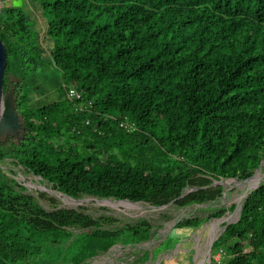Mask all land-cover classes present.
Segmentation results:
<instances>
[{"label":"trees","instance_id":"1","mask_svg":"<svg viewBox=\"0 0 264 264\" xmlns=\"http://www.w3.org/2000/svg\"><path fill=\"white\" fill-rule=\"evenodd\" d=\"M31 1L44 12L64 87L57 103L31 106L22 77L38 72L47 51L31 18L3 7L4 92L16 87L26 133L0 140V166H22L77 200L157 208L212 204L224 196L215 182L253 176L264 159V0ZM70 89L82 100H67ZM25 191L0 168V264H87L156 236L148 220L119 227L112 217L48 212ZM235 209L220 207L212 218ZM236 216L212 224L207 246ZM203 224L177 223L156 253ZM151 254L139 249L136 264ZM212 264H264V183L215 243Z\"/></svg>","mask_w":264,"mask_h":264},{"label":"rangeland","instance_id":"2","mask_svg":"<svg viewBox=\"0 0 264 264\" xmlns=\"http://www.w3.org/2000/svg\"><path fill=\"white\" fill-rule=\"evenodd\" d=\"M7 6L20 8L31 18L36 30L41 35L43 46L47 51L41 60L38 72L29 73L22 77L25 80L24 87L26 86L24 88V94L25 92L29 93V99L33 108H42L57 103L62 96L64 75L52 63L49 57L51 41L44 32L47 21L43 10L38 3L31 0H4L3 7ZM10 80L14 83L20 81L14 77H10ZM12 88L10 87V89ZM4 139H11V137H3L0 135V140ZM1 166L0 168L4 172H7L11 179H14L20 186L26 189L25 194L33 196L48 212L55 210H75L95 219L112 217L117 221L116 225L119 227L125 224L136 223L143 219L150 221L153 225V231L156 236L151 242L139 247H124L118 245L110 254L100 255L87 262V264H136V255L139 249L142 251L150 250L152 252L150 260L144 264H165L166 261L175 264H195V260L198 261L197 264H202L203 259H207V257L206 255L205 257L199 255V248L202 247L204 251L208 250L207 242L212 234V224L221 222L220 219L212 218L215 210L220 207H237L240 203V198L243 196L241 186L238 187L235 184H231L226 188V195L218 203L206 207L193 206L180 208L172 204L165 208L155 209L151 205L143 203L139 205L129 204L131 206L128 207L126 205H120L127 203L119 202H115L114 204L118 205L114 207L112 206L113 203L98 204L95 200L75 206L71 205L69 199L61 198L48 192H42L43 185L54 192L55 190L48 183L41 181L39 177H36L22 166L13 165L10 161L2 163ZM259 176L263 178L261 184L264 183V169ZM234 214V211H228L222 219ZM191 218L202 219L204 221L203 227L185 235H179L180 240L175 241L172 247L165 248L164 251L161 250L156 253L160 245L172 233L175 227L174 225L179 221ZM226 224V222H223L220 225V232L224 230ZM216 259L220 260V255Z\"/></svg>","mask_w":264,"mask_h":264},{"label":"water","instance_id":"3","mask_svg":"<svg viewBox=\"0 0 264 264\" xmlns=\"http://www.w3.org/2000/svg\"><path fill=\"white\" fill-rule=\"evenodd\" d=\"M7 59H8V55H7V49L5 44L2 42V40L0 39V135H4L7 133H19V132H25L26 133V128L24 127L23 123H22V119L17 111V108L15 106L14 103V96L13 95H5L4 92V83H5V74H6V67H7ZM25 139V137H23V140ZM1 164V162H0ZM264 169V159L262 160L260 166L258 167V169L255 171V173L253 174L252 177H250L247 180H236V179H230V180H221L219 182H215L214 185H221L224 187V196L226 195V188L228 186H230L231 184H235V186H243L246 183H248L249 181H251L252 179H254L258 173L262 172V170ZM41 181H43L42 178H40ZM261 185L258 184L257 186H255L247 195L246 197L243 199L242 203H239V205L236 207V209L234 210V213L237 214L235 220H233L232 222H227V224L224 227V230L222 232H220L219 235H217L215 238L212 239V241L209 244V249H208V255H207V261L208 264H212V252H213V248L215 243L219 240V238L222 236V234L225 232L227 226L231 225V224H235L240 220L241 217V213H242V209L243 206L246 202V200L248 199V197L251 195V193L253 191H255L257 188H259ZM42 192H48L50 194L56 195L58 197L61 198H66L69 199L71 201H75V202H85V201H104L106 203H115V202H119V203H127V204H131V205H139L141 203H133L131 201H115L113 199H104V200H99V199H95V198H87V199H81V200H77L74 199L68 195H65L63 193L57 192V191H53L51 189L46 188L43 185V188L41 189ZM218 202L212 203V204H208V205H202V206H198V207H206L209 205H214ZM173 203H171L170 205H172ZM169 206V205H168ZM165 206V207H168ZM155 209H158L157 207L151 206ZM165 207H161V208H165ZM221 221H223V219H220ZM183 221V220H182ZM179 221L178 223L182 222ZM177 224V223H176ZM176 224L174 226H176ZM172 229V228H171ZM117 246L113 247L107 254H110ZM197 260H195V264H197Z\"/></svg>","mask_w":264,"mask_h":264},{"label":"bare ground","instance_id":"4","mask_svg":"<svg viewBox=\"0 0 264 264\" xmlns=\"http://www.w3.org/2000/svg\"><path fill=\"white\" fill-rule=\"evenodd\" d=\"M262 176H258V177H256L255 179H253V180H251V181H249L248 183H246L244 186H242L241 188H242V190H243V193L245 192V191H247L249 188H251V187H253V186H257L258 184H260L261 183V181H262ZM252 190V189H251ZM250 190V191H251ZM249 191V192H250ZM248 192V193H249ZM247 193V194H248ZM85 202H90V201H85ZM85 202H75V201H71L70 200V203H71V205H75V206H78V205H82V204H84ZM65 203H66V200H65ZM101 203H104V204H108V203H106V202H104V201H101V202H99L98 201V204H101ZM116 205H118V204H112V206H116ZM120 205H126V206H128V207H130L131 205H129V204H120ZM220 234V233H219ZM219 234H217V235H219ZM216 235V236H217ZM215 236V237H216ZM215 237H213V238H215ZM212 238V239H213ZM212 239L210 240V242L212 241ZM210 242H209V244H210ZM209 247V246H208ZM209 249V248H208ZM199 255L201 256V254H200V252H199ZM207 255H208V253H207ZM198 263V262H197ZM202 264H208V261H207V259H203V262H202Z\"/></svg>","mask_w":264,"mask_h":264},{"label":"built area","instance_id":"5","mask_svg":"<svg viewBox=\"0 0 264 264\" xmlns=\"http://www.w3.org/2000/svg\"><path fill=\"white\" fill-rule=\"evenodd\" d=\"M3 4H4V0H0V12L3 8ZM66 98L67 100L71 101V102H78L80 100H82V94L79 93L78 91H76L75 89H70L67 91V94H66ZM92 103H89V107H92ZM87 108L84 106V105H78L76 106V111L77 112H83L85 111ZM123 126H125L126 128H129V125L128 124H123Z\"/></svg>","mask_w":264,"mask_h":264},{"label":"flooded vegetation","instance_id":"6","mask_svg":"<svg viewBox=\"0 0 264 264\" xmlns=\"http://www.w3.org/2000/svg\"><path fill=\"white\" fill-rule=\"evenodd\" d=\"M15 90H16V87H13L12 89H10L8 95H13L14 96L15 95ZM24 134H25V132L7 133V134H4L3 137H11V138H14V139H18V141H19L20 137H22Z\"/></svg>","mask_w":264,"mask_h":264}]
</instances>
